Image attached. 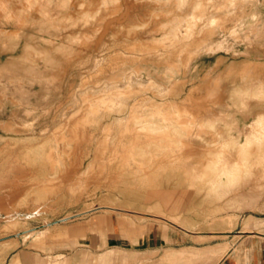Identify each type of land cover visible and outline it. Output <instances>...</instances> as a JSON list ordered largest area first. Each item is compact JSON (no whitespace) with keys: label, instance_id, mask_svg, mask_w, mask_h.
<instances>
[{"label":"rangeland","instance_id":"rangeland-1","mask_svg":"<svg viewBox=\"0 0 264 264\" xmlns=\"http://www.w3.org/2000/svg\"><path fill=\"white\" fill-rule=\"evenodd\" d=\"M255 231L264 0H0V264H217Z\"/></svg>","mask_w":264,"mask_h":264},{"label":"crops","instance_id":"crops-1","mask_svg":"<svg viewBox=\"0 0 264 264\" xmlns=\"http://www.w3.org/2000/svg\"><path fill=\"white\" fill-rule=\"evenodd\" d=\"M72 233H74L73 230ZM249 234L247 236L249 240L246 243L239 245L236 249L230 250L217 264H264V233L255 231ZM105 241L101 246L91 249L103 251L102 254L105 252L120 251L118 247L110 245L112 242ZM72 260L74 261V258Z\"/></svg>","mask_w":264,"mask_h":264},{"label":"bare ground","instance_id":"bare-ground-1","mask_svg":"<svg viewBox=\"0 0 264 264\" xmlns=\"http://www.w3.org/2000/svg\"><path fill=\"white\" fill-rule=\"evenodd\" d=\"M196 149V148H195ZM71 175V174H70ZM164 202V201H163Z\"/></svg>","mask_w":264,"mask_h":264}]
</instances>
